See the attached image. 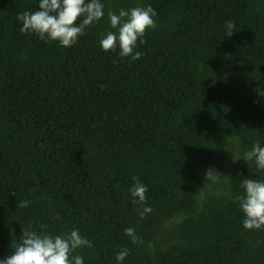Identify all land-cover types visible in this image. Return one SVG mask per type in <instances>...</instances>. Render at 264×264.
Segmentation results:
<instances>
[{"label": "trees", "instance_id": "trees-1", "mask_svg": "<svg viewBox=\"0 0 264 264\" xmlns=\"http://www.w3.org/2000/svg\"><path fill=\"white\" fill-rule=\"evenodd\" d=\"M104 3L155 9L140 59L100 48L106 20L64 48L21 33L37 0H0V258L45 224L91 240L84 264H115L124 247V264H264V231L245 230L233 202L242 179H264L238 159L264 144V0ZM136 181L152 208L142 219Z\"/></svg>", "mask_w": 264, "mask_h": 264}, {"label": "clouds", "instance_id": "clouds-1", "mask_svg": "<svg viewBox=\"0 0 264 264\" xmlns=\"http://www.w3.org/2000/svg\"><path fill=\"white\" fill-rule=\"evenodd\" d=\"M37 5L35 10L17 15L21 33L35 34L45 43L54 41L61 47L69 48L86 34L89 27L106 20L110 30L99 39L100 48L106 52H117L119 57H128L132 61L143 55L136 49L138 43H144L146 30L156 27L157 14L151 4L115 11H106L104 0H37ZM224 28L226 37L231 36L234 23L226 20ZM256 91L257 95L264 96V90ZM238 159L247 165L252 162L256 169L264 170V144L259 141L253 143ZM215 172L208 169L205 177ZM240 187L243 192L237 194L233 202L237 203L244 215L242 227L245 230L264 231V179L245 178L241 180ZM128 191L133 198L132 203L139 206L137 214L141 219L152 212L146 202L148 188L145 184L136 181ZM29 203L25 199L19 201L17 206L26 208ZM53 219L62 222L58 213L53 214ZM123 232L133 245L143 243L134 227H125ZM91 247V240L76 227L67 232L50 234L45 224L39 225V231L33 230L29 224L22 230L20 241L13 246L11 254L0 258V264H84V257L77 250ZM128 255V248L119 249L114 256L115 264H124Z\"/></svg>", "mask_w": 264, "mask_h": 264}, {"label": "rangeland", "instance_id": "rangeland-1", "mask_svg": "<svg viewBox=\"0 0 264 264\" xmlns=\"http://www.w3.org/2000/svg\"><path fill=\"white\" fill-rule=\"evenodd\" d=\"M217 164L222 169V172L228 175L230 171V163L227 161L226 157H222Z\"/></svg>", "mask_w": 264, "mask_h": 264}]
</instances>
